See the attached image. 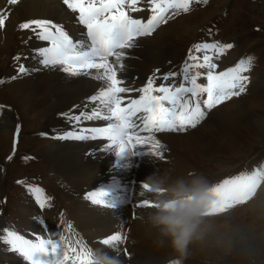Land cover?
I'll return each mask as SVG.
<instances>
[{
  "label": "bare ground",
  "instance_id": "1",
  "mask_svg": "<svg viewBox=\"0 0 264 264\" xmlns=\"http://www.w3.org/2000/svg\"><path fill=\"white\" fill-rule=\"evenodd\" d=\"M197 3L194 0L191 5ZM137 8L140 10L131 11L134 17L147 19L150 16L151 12L147 0H139ZM0 11L8 15L5 26L0 29V56L8 55L9 50L15 51L17 49V45L21 44L18 36L24 35L29 38L27 44H23L21 48L16 50L19 51L20 59L15 60L20 63V66L23 65L27 71L21 74L17 68L18 71L16 70L17 72L13 74L11 83L9 80L5 86L7 88L4 92H6L10 103L7 105L0 102V129L6 132L4 139H8L9 136L15 135L17 124L21 125L26 122L31 111L34 112V110L42 108L45 111L44 117L47 118V123L43 124V127L48 131L51 121L55 120L54 117L65 114L64 118L55 121L57 126L51 132L54 137L52 141L47 142L40 155L45 160L49 159L52 162L55 171L61 174L59 176L65 181L68 193L76 198L74 201H76L77 217L91 242L98 261L101 264H108L107 258H114L119 261V264H163L172 256L202 258L211 256L217 251L218 247L212 234L201 225L198 215L205 212L204 210L209 208L211 204L217 208L225 207L229 204V200L233 199V194L236 197L246 194V191L252 189L253 181L245 188H238L223 201L215 193L216 187L207 192L194 194L195 192L182 187L179 181L188 174L200 172L203 166L198 164L199 157L214 160L216 153L225 157L230 156L235 149L240 148L242 139L246 134L257 133L262 139L261 141L264 142V122L259 124L256 115L253 116L246 105L242 106L240 111L229 114L226 112V107L222 106L223 103H221L212 109H205L206 115L201 121L203 124L212 118L215 122L213 124L222 135L221 138L200 133L199 127L196 126V128L193 127L194 129L186 127V130L192 128L186 132H153L154 138L160 142L159 151L162 156L140 157L142 160L140 167H134L131 171L124 170L119 177L120 183L124 184L119 193L121 195H124L130 185H136L134 200L129 203L126 196L118 209H109L104 205L92 204L86 199V194L99 193L106 188H111L113 175L115 171L121 169L124 157L114 156V150L109 148V142L104 138L77 141L74 139L60 140L55 137L69 131H79L82 128L107 126L109 121L96 118L93 115L97 111L101 113V117L106 114L99 100L93 102L89 99L93 95L99 97L105 86L104 82L97 79L98 74L95 71L90 74L72 76L60 71L59 67L42 66L39 62L40 57L33 50L45 45L36 39L30 30H21L18 25L22 21L30 19H50L53 22L62 23L70 34L77 39L83 38L84 29L74 22L73 17L76 13L69 11L63 5L62 0H18L13 4H9L8 0H0ZM209 18V15H205L197 22L195 20V23L192 22L193 20L181 23L179 25L181 30H178L173 38L160 32V29L153 30L150 35L137 38L134 47L125 50L126 56L121 60L123 65L121 75L125 81L122 86L139 88L146 83L147 78L153 73L156 76L154 86H159L161 83L168 85L160 78L166 73L164 70L165 62L174 55L175 41L182 40L187 36L192 37V34L202 27ZM166 26L161 28L164 29ZM9 30L10 32H7ZM225 54L224 51L220 56ZM231 55H228V58H231ZM114 59L110 58V62ZM16 64L18 65V63ZM235 65L236 63L231 66L234 67ZM224 69L222 66H218L216 71H225ZM246 74L249 73L246 71ZM247 77L250 80L246 84V91L255 79L263 84L262 89H264V76L251 77L249 75ZM197 82L200 84L207 83L203 77L199 78ZM136 95L135 92L131 93L132 97ZM7 113L11 114L9 119L6 118ZM81 113L84 116H93V118L91 120L82 119L79 124L70 119ZM86 135L90 134L86 133ZM216 168H219L218 171H222L227 170L228 166L219 163ZM247 169L246 174L254 176V165L250 164ZM140 184L143 186L142 188ZM188 196L199 199V204L192 203L179 212L160 208L165 202L177 201ZM208 198H210L209 205L201 204V200L205 201ZM217 199L221 200L222 205L215 202ZM141 200L147 201L148 206H138ZM45 207L47 212L52 211V204H46ZM159 216L188 218L190 222L194 220L197 227L183 249L177 248L173 243L174 237L171 234L161 231L163 226L155 222V218ZM36 222L37 219L33 217L21 215L16 223L17 227L10 222H5L4 225L5 229L16 231L29 239H34L33 233L44 238L57 239L61 236L60 226L55 221L47 223L44 233L39 232ZM20 228L24 230V233L19 231ZM117 231L123 236V240L117 245V248L99 243L100 240ZM176 231L178 233L179 229L177 228ZM2 233L4 234V230L0 236ZM236 235H238L241 243L236 242V240L229 242L225 250L222 249L224 251H221V256L234 253L250 255L254 251H264L262 228L248 227L237 231ZM247 236L253 239H248L250 240L248 241ZM125 251L128 255H125ZM0 258H4L0 264H27L22 257L9 253L3 242H0Z\"/></svg>",
  "mask_w": 264,
  "mask_h": 264
},
{
  "label": "snow or ice",
  "instance_id": "2",
  "mask_svg": "<svg viewBox=\"0 0 264 264\" xmlns=\"http://www.w3.org/2000/svg\"><path fill=\"white\" fill-rule=\"evenodd\" d=\"M16 2L18 0H8L9 4ZM138 2L139 0H62L69 11L76 13L73 20L84 29L82 39L73 37L62 23L50 19H30L18 25L21 30L32 31L35 38L45 45L33 50L40 57L42 66L59 67L60 71L72 76L95 71L97 79L104 82L105 86L99 97L93 95L89 99L93 102L99 100L106 114L101 117V113L97 111L93 115L109 121L107 126L69 131L55 138L77 141L104 138L109 142V148L114 150V156L124 157L121 169L113 175L111 188L86 194V199L92 204L104 205L109 209H118L126 199V195L119 194L124 186L119 180L121 172L140 167V157L144 155L162 156L159 151L160 142L154 138L153 132H183L186 127H195L205 117V109H212L232 96L244 93L248 82V77L243 73L250 65L244 60L225 71H216L217 64L214 61L232 45L214 42L196 44L189 49L185 65L181 69L183 79L179 86L174 83L154 86L155 73L139 88L122 86L125 81L121 75V60L126 56L125 50L132 49L137 38L150 35L158 25L166 21L168 15L187 12L194 0H147L151 15L146 22L133 18L125 10L127 7L132 12L139 11ZM6 20L7 15L0 11V29H3ZM110 58L115 59L110 62ZM26 71L21 65L19 73ZM175 75L176 73H167L160 79L167 81L170 76ZM201 77L206 79V84L197 82ZM134 92L138 98H132L131 93ZM92 118L93 116L81 113L70 119L79 124L82 119ZM19 130L20 126L17 124V134ZM259 175H264V168L254 169V176L242 173L237 177L224 179L214 191L222 201L226 200L235 190L250 184ZM140 187L143 186L140 184ZM30 191L36 193V201L43 208L45 202L39 195L40 190ZM138 206H148V202L141 200ZM4 233L0 236V242L7 246L9 253L22 257L27 264H99L94 252L83 247L79 250L70 247L63 236L54 239L33 233L34 239H29L13 230L4 229ZM122 240V234L117 231L99 243L117 248ZM125 255H128L127 251Z\"/></svg>",
  "mask_w": 264,
  "mask_h": 264
},
{
  "label": "rangeland",
  "instance_id": "3",
  "mask_svg": "<svg viewBox=\"0 0 264 264\" xmlns=\"http://www.w3.org/2000/svg\"><path fill=\"white\" fill-rule=\"evenodd\" d=\"M199 1L191 5L187 12L180 11L168 15L166 21L155 28L173 38L174 34L181 30L179 29L181 23L188 20H193L192 22L195 23V20L197 22L202 16H210L209 20L192 34V37L187 36V39H182L183 41H175L174 55L165 62L164 70L165 74L176 73V75L170 76L165 82L179 86L183 79L181 69L185 65L189 49L196 44L214 42H219L221 45H232L231 48L225 50V55L215 60L217 67L222 66L224 70H227L232 68L231 65L244 60L250 66L247 70L249 74L244 72L243 75L264 76V0ZM164 26L166 27L162 29L161 27ZM18 37L21 44L17 45L16 50L23 44H27L29 40L24 35ZM15 51L9 50L8 55L0 56V102L7 105L10 102L4 92L7 88L5 86L9 80L11 83L13 74L20 68V63L15 60L20 54L19 51H16L17 53ZM228 55H231V58H228ZM250 85L247 91L245 89V94L232 96L223 101L222 106L226 107V112L231 114L240 111L242 106L246 105L252 115H256L258 123L262 124L264 122L263 84L255 79ZM44 116L45 111L42 108L31 111L26 122L19 125V133L15 132L14 136H9L6 140L4 139L6 132L0 129V233L5 229V222H10L17 227L16 223L20 216L27 215L37 219L36 226L42 233L46 232L45 228L50 221H55L66 231L73 230L74 238L80 244L78 248L83 247L93 252L91 242L77 217L76 201H74L76 198L68 193L65 181L59 176L61 174L55 171L52 162L40 155L47 142L52 141L54 137L51 132L57 126L55 121L64 118L65 114L56 115L48 131L43 127V124L47 123V118ZM10 117L11 114L7 113L6 118ZM201 121L196 125L200 133L221 138L222 135L213 124L215 122L212 118L203 124ZM190 130L185 129L183 132ZM42 133H47V135H42ZM261 140L257 133H249L243 137L240 148L235 149L228 157L219 153H216L214 160L199 157L198 164L202 165L201 169L204 170L200 169V172L184 176L179 181L180 185L191 192L208 189L210 191L224 179L247 173L250 164H253L255 169L264 168V142ZM219 163L227 165L228 169L218 171L219 168H216V165ZM252 184H254L252 189L246 191V194L235 197L232 193L234 197L225 207L206 209L198 215L201 225L212 234L218 247L217 251L211 256L202 258L172 256L163 264H264V251H254L250 255L241 253L220 255L229 242L236 240L241 243L238 235L235 236L237 231L248 227H259L262 228V234H264V175L255 176ZM44 188L46 190H40L41 197L46 198L45 194H47L48 198L43 199L45 203L41 208L36 201V193L30 189ZM126 192L124 195L127 196ZM46 204H52L51 212L46 211ZM19 231L24 233L21 228ZM4 234L2 233L1 236ZM246 239L253 238L247 236ZM0 261H4V258H0Z\"/></svg>",
  "mask_w": 264,
  "mask_h": 264
},
{
  "label": "clouds",
  "instance_id": "4",
  "mask_svg": "<svg viewBox=\"0 0 264 264\" xmlns=\"http://www.w3.org/2000/svg\"><path fill=\"white\" fill-rule=\"evenodd\" d=\"M155 222L163 226L161 231L174 237L173 243L179 249H183L197 227L194 220L190 222L188 218H174L172 216L156 217ZM177 228L179 229L178 233ZM107 261L108 264H119V261L114 258H107Z\"/></svg>",
  "mask_w": 264,
  "mask_h": 264
}]
</instances>
